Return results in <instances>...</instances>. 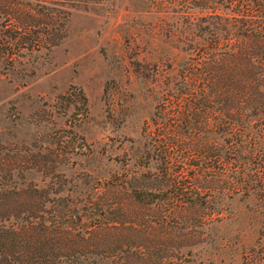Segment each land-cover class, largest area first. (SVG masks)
I'll list each match as a JSON object with an SVG mask.
<instances>
[{
    "label": "rangeland",
    "instance_id": "1",
    "mask_svg": "<svg viewBox=\"0 0 264 264\" xmlns=\"http://www.w3.org/2000/svg\"><path fill=\"white\" fill-rule=\"evenodd\" d=\"M8 1L26 24L0 10V188L52 189L75 206L94 189L122 200L127 178L163 171L155 161L159 124L182 135L190 123L196 141L221 142L216 104L192 113L179 93L192 47L219 27L199 20L207 8L186 0ZM258 177L238 190L227 182L211 200L197 191L195 207L205 200L218 220L187 248L196 263L237 264L258 249L264 165Z\"/></svg>",
    "mask_w": 264,
    "mask_h": 264
},
{
    "label": "trees",
    "instance_id": "2",
    "mask_svg": "<svg viewBox=\"0 0 264 264\" xmlns=\"http://www.w3.org/2000/svg\"><path fill=\"white\" fill-rule=\"evenodd\" d=\"M256 1L186 0L208 9L200 21L219 27L210 41L192 47L179 93L192 113L216 104L221 142L196 141L190 123L182 135L159 124L155 161L163 171L158 178H127L122 200L117 191L94 189L87 195L95 197L75 206L52 189L0 188V264H203L187 248L202 241L199 228L218 219L205 200L195 207L197 191L211 200V191L222 194L227 182V189L246 188L249 176L259 181L264 165V8ZM0 10L26 24L10 1ZM46 16L54 28L53 15ZM260 236L258 249L237 264H264Z\"/></svg>",
    "mask_w": 264,
    "mask_h": 264
}]
</instances>
